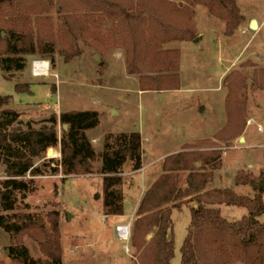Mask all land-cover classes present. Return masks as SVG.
Segmentation results:
<instances>
[{"label":"rangeland","instance_id":"1","mask_svg":"<svg viewBox=\"0 0 264 264\" xmlns=\"http://www.w3.org/2000/svg\"><path fill=\"white\" fill-rule=\"evenodd\" d=\"M53 1L55 4L56 0ZM58 2L69 3L68 0ZM234 2L241 20L231 32L227 31L224 21L195 0L177 2L185 8L181 27L190 31V35L186 41L162 45L164 50L179 51V88L176 91L169 90L174 83L168 79L159 81L148 74L128 73L124 55L122 58L115 55L123 49L111 24L94 16L86 22L80 18L74 25L75 42L69 41L65 47L74 55L71 59L65 61L58 53L45 57L28 56L25 71L13 73L9 80H5L3 76L7 75L0 72V96L11 97L9 108L19 113L23 124L32 123L34 128L51 114L58 117L63 112H97L99 124L88 131V139L96 154L103 150L106 135L130 132H138L144 138V147L147 148L145 163L166 151L198 149L201 153L218 152L221 165L211 172L212 183L208 188L221 186L225 187L221 189H232L239 196L253 198L256 194L252 187L236 186L235 176L248 173L257 177L264 168V0ZM48 14L54 18L53 24L60 23L61 13L56 7ZM252 21L255 23L253 29L249 26ZM195 39H198L197 43L193 42ZM33 61L47 62L49 73L45 78L32 76ZM227 76L234 80L232 85L239 95L246 121L244 132L228 139L219 135L227 121ZM17 83L30 85L29 93H16ZM51 87H54V93ZM56 134L60 139L59 124ZM193 139L196 141L192 142ZM58 148L54 147L58 154L49 148L40 158L33 160L42 174L32 177L27 174L23 181L31 182L30 191H16L14 210L0 212L10 216L29 215L43 227L18 238L32 259L46 260L39 242L56 224L61 264H140L147 261L141 252L143 244L153 233L145 234L141 230L134 237L136 214L131 219L133 202H125L122 220L103 215L99 157L91 163L92 174L64 178L60 172L50 173L60 161ZM163 162L159 161L157 168L162 167ZM5 170L0 163V190L1 182L7 179ZM142 174V167L132 171L129 163L122 168L120 191L123 201L132 185L142 190L139 181L134 179ZM154 176L150 171L144 174L146 187L160 175ZM183 182L182 178L181 185ZM191 207H194L193 202H185L180 211H172L174 255L170 264H181V245ZM221 207L224 208L222 216L228 222L248 215V211L242 208ZM258 220L264 223V215ZM117 223L129 225L127 241L115 238L114 228L121 225ZM9 244V235L0 229V264H14L5 251Z\"/></svg>","mask_w":264,"mask_h":264},{"label":"trees","instance_id":"2","mask_svg":"<svg viewBox=\"0 0 264 264\" xmlns=\"http://www.w3.org/2000/svg\"><path fill=\"white\" fill-rule=\"evenodd\" d=\"M0 0V72L9 80L15 72L26 70V57L63 55L65 61L74 55L65 50L67 42H75L74 25L78 19L86 22L94 16L111 24L114 36L123 49L127 72L168 79L174 83L169 90H178L179 51L164 50L162 45L186 41L190 31L182 28L185 11L183 0ZM206 7L233 31L241 18L234 0H195ZM61 13V21L53 24L48 13L52 8ZM77 55V53H74ZM46 67V64H45ZM229 79L225 101L227 121L219 135H240L245 130L243 106ZM225 80V81H226ZM55 92L54 87H51ZM16 93H29L30 85L15 84ZM239 99V100H238ZM11 97L0 96V163L6 168L7 179L1 182L0 212L14 210L16 191L27 193L30 183L23 179L28 174L40 176L41 169L33 164L48 148L59 146L60 161L50 169L55 175L81 177L92 174L91 163L99 157L103 187V215H123L120 176L126 163L132 171L141 169V137L138 132L108 134L102 151L95 153L86 132L99 124L97 112H63L51 114L40 122L23 124L19 113L9 108ZM61 127V138L56 134ZM64 126L66 128L64 129ZM52 159H50L49 162ZM220 154L183 150L164 159L161 175L149 186L135 212L134 237L137 232L153 233L143 244L141 254L147 258L140 264H170L174 255L172 211H180L185 202H193L186 235L181 247V264H264V168L257 177L241 173L235 176V185H249L256 196H239L231 189H209L211 172L220 168ZM208 169V171H207ZM181 173H186L184 176ZM181 175V176H180ZM182 178L184 180L181 185ZM236 207L248 215L228 222L220 207ZM0 229L9 235L5 248L14 264H61V249L57 225L39 242L46 260H33L29 250L18 241L26 232L43 229L29 215L0 214Z\"/></svg>","mask_w":264,"mask_h":264},{"label":"crops","instance_id":"3","mask_svg":"<svg viewBox=\"0 0 264 264\" xmlns=\"http://www.w3.org/2000/svg\"><path fill=\"white\" fill-rule=\"evenodd\" d=\"M205 111V108L204 109H202V112L201 113H203ZM199 112H197V114H198ZM86 135H87V138H89V133H88V131L86 132ZM140 137H141V148H142V156H141V164H142V169H143V174L140 176V177H137V178H134V179H137V181H139V183H138V185H141L142 186V190H140L139 191V189H138V187L136 186V185H132V187L130 188V193H129V195H128V197L126 198L125 197V199H124V201H123V209H124V205H125V202L126 201H132L133 202V216H132V218L131 219H133V217H135V212H136V210H137V208H138V206H139V204H140V202H141V200H142V198H143V195H144V193L148 190V188H149V186L153 183H151L150 185H148V187H146L147 185H146V179L144 178V174L145 173H148V171H150V172H152L153 174H155V176L154 177H158L159 175H161V172H162V167L160 166V167H158L157 168V163L159 162V161H163L164 160V158H166V157H168V156H171V155H173V154H177V153H179L180 151H182V149H180V150H178V151H176V150H174V151H166L164 154H161L160 156H157L155 159H153L152 161H148L147 163H145V161H144V157H145V154H146V149L147 148H145L144 147V138H143V136L140 134ZM196 139H198V138H196ZM196 139H193V140H191L192 142H194V140L196 141ZM49 149V148H48ZM50 150H52L55 154H58L57 152H56V150H54V148H50ZM58 150H59V148H58ZM59 155H60V150H59ZM58 155V156H59ZM51 158H53V159H56L57 157H53V156H51ZM159 169V170H158ZM135 177H136V175H135ZM214 188H216V189H221V188H225V187H221V186H214L213 188H211V190L212 189H214ZM195 207V206H194ZM227 209V208H226ZM224 210V208L223 207H220V212H222V214H223V211ZM117 218H119L120 220H122L123 218H124V216L123 215H121V216H116ZM115 217V218H116ZM124 225V224H122V223H117V225Z\"/></svg>","mask_w":264,"mask_h":264},{"label":"built area","instance_id":"4","mask_svg":"<svg viewBox=\"0 0 264 264\" xmlns=\"http://www.w3.org/2000/svg\"><path fill=\"white\" fill-rule=\"evenodd\" d=\"M46 64V67H45ZM32 76L36 78H45L49 73L47 62L33 61L31 63ZM115 238L121 241H127L129 238V225H120L114 228Z\"/></svg>","mask_w":264,"mask_h":264},{"label":"water","instance_id":"5","mask_svg":"<svg viewBox=\"0 0 264 264\" xmlns=\"http://www.w3.org/2000/svg\"><path fill=\"white\" fill-rule=\"evenodd\" d=\"M250 28L251 29H253L254 28V26H255V23L252 21L251 23H250ZM194 43H197L198 42V39H195L194 41H193ZM14 74H12V75H10V77H12ZM158 98H160V96H158ZM161 99V98H160ZM66 128V126H64V129ZM240 142H242V139H240ZM68 216V215H67ZM70 216H68V218H69Z\"/></svg>","mask_w":264,"mask_h":264},{"label":"clouds","instance_id":"6","mask_svg":"<svg viewBox=\"0 0 264 264\" xmlns=\"http://www.w3.org/2000/svg\"><path fill=\"white\" fill-rule=\"evenodd\" d=\"M115 55L117 56V58H122L124 55L123 50L118 51L117 53H115Z\"/></svg>","mask_w":264,"mask_h":264}]
</instances>
